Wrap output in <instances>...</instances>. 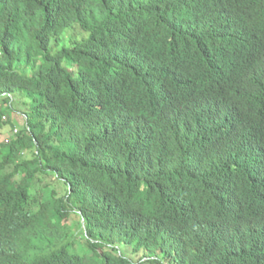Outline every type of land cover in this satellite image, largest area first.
Instances as JSON below:
<instances>
[{
	"label": "trees",
	"instance_id": "1",
	"mask_svg": "<svg viewBox=\"0 0 264 264\" xmlns=\"http://www.w3.org/2000/svg\"><path fill=\"white\" fill-rule=\"evenodd\" d=\"M15 126L0 264H264V0H0Z\"/></svg>",
	"mask_w": 264,
	"mask_h": 264
},
{
	"label": "rangeland",
	"instance_id": "2",
	"mask_svg": "<svg viewBox=\"0 0 264 264\" xmlns=\"http://www.w3.org/2000/svg\"><path fill=\"white\" fill-rule=\"evenodd\" d=\"M17 107V106H16ZM24 108L22 105H19V108ZM10 118L11 120L15 123H19L21 122L22 120V113H17L16 110L12 111L10 114ZM8 118V116H7ZM18 130V127H13L12 129L10 127H5V128H2L1 129V133H0V140L2 139H6V138H10L12 137L16 130ZM55 185H59L58 182L54 179H50ZM74 220L78 221V220H81V218H79L78 216H74ZM77 229V228H76ZM130 250V249H129ZM130 255L133 257V258H138L140 256L141 253H138V254H132L130 251H129ZM130 256V257H131Z\"/></svg>",
	"mask_w": 264,
	"mask_h": 264
}]
</instances>
